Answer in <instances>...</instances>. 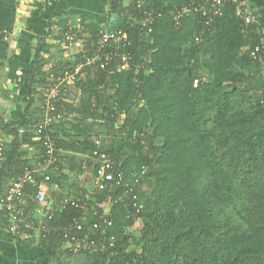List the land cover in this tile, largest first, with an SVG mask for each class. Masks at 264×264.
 <instances>
[{
  "label": "trees",
  "instance_id": "trees-1",
  "mask_svg": "<svg viewBox=\"0 0 264 264\" xmlns=\"http://www.w3.org/2000/svg\"><path fill=\"white\" fill-rule=\"evenodd\" d=\"M188 1L108 0V22L83 15L90 34L107 25L119 27L133 43L131 68L117 71L111 63L109 74L74 84L72 95L81 90L76 117L50 128L61 155L49 183L61 188L68 180H92L88 156L97 139L117 136L121 141L105 150L122 164V183L110 193L97 189L88 195L75 185L82 194L61 195L84 203L87 210L69 207L49 224L63 229L84 216L80 236L114 239L103 251L85 252V264H264V79L248 56L257 38L241 33L242 21L231 3L224 4L210 26L196 14L176 18L172 10ZM239 2L264 11V0ZM55 5L46 9V18L55 21L47 35L75 18L54 14ZM157 12L161 16L147 35L136 24ZM258 19L263 22V15ZM16 21L17 1L0 0V73L11 52L4 36ZM57 39L47 43L38 38L20 72L27 99L22 116L15 122L0 118L5 138H0V194L4 179L35 167L34 159L21 152L22 140H37L33 88L46 84L45 66ZM87 54L85 46L75 57ZM125 184L135 199L124 195ZM106 201L110 207L105 212ZM94 210L110 226L92 229L94 222L102 223ZM138 221L141 226L132 236L128 230ZM16 241L35 244L32 239ZM131 242L137 247L130 248ZM65 243L51 235L35 245L55 264H70Z\"/></svg>",
  "mask_w": 264,
  "mask_h": 264
},
{
  "label": "built area",
  "instance_id": "built-area-1",
  "mask_svg": "<svg viewBox=\"0 0 264 264\" xmlns=\"http://www.w3.org/2000/svg\"><path fill=\"white\" fill-rule=\"evenodd\" d=\"M225 3L234 5L235 14L242 21L241 33L245 36L250 34L256 36L257 41L249 49L248 56L250 62L261 67V76L264 79V20L260 22L258 19V14L263 15L264 18L262 9L251 10L239 0H189L182 9H173L172 14L176 18L196 14L201 19L204 18L205 25L210 26L214 18L221 15ZM160 16L158 12L147 14L140 17L137 22L140 23L136 25H140L141 30L146 28V34L149 35L152 24ZM86 24L82 15H75V18L68 19L64 26L55 28L58 39L54 41V44L60 50V58L57 61L51 60L45 66L46 84L40 90L39 106L35 111L37 117L33 125L42 155L35 163L34 169H25L19 174H11L4 179V191L0 194V232L13 240L32 239L35 244L47 240L51 235L60 236L65 240L67 253L71 256L70 264L73 258L84 255L87 251L97 252L105 250L107 246L111 247L114 239L103 235L98 238L80 236L85 229L84 216L73 218L71 223L63 229L49 225L57 214H61L69 207L87 210L84 203L80 204L71 197L65 195L49 197L50 173L57 170L61 155V150L56 148L50 137V128L69 122L76 117L79 104L76 100L71 101L73 91L71 89L74 84L100 72L108 73L111 63L115 65L117 71L129 70L133 58L129 51L133 43L119 27L110 28L107 25L97 34L92 35L88 32ZM252 27L254 29L250 30ZM14 33H16L15 30L5 33L4 40L13 42ZM195 40L199 42L201 37ZM85 46H88L89 54L84 59L76 58V50L81 51ZM138 69L139 66H136L135 72ZM77 91L81 93V90ZM260 104L264 108V100L260 101ZM2 146L0 143V158L4 160ZM88 163L92 184L100 191L110 193L124 180L123 171L120 170L122 164L102 149L98 142H96V150L88 156ZM132 192L129 184H125L124 195L133 196L135 199ZM141 208L142 204L137 207L138 210ZM104 211L107 210L104 209ZM93 215L98 216L102 223L94 222L91 224L92 229L98 230L104 224L110 226V221L106 220L103 214L94 210Z\"/></svg>",
  "mask_w": 264,
  "mask_h": 264
},
{
  "label": "rangeland",
  "instance_id": "rangeland-1",
  "mask_svg": "<svg viewBox=\"0 0 264 264\" xmlns=\"http://www.w3.org/2000/svg\"><path fill=\"white\" fill-rule=\"evenodd\" d=\"M17 1V11H25V15H22V18H18V21L21 20V24L16 25L19 32L14 33L13 42H10V49L11 52L9 53L7 59L5 60V68L0 73V118H2V121L9 120L8 112L12 111L11 107H15L16 105H21L22 99H26L24 97V89L26 88V85H24V82L21 81V83H18V80L20 79L18 75L20 76V72L23 68V66L26 64V61L30 59L29 56H31V51H33L35 43L37 42L38 38L45 37L47 43L52 42L55 35V27H53V32L51 34H46L45 32L50 29V26L55 25V21L50 22L46 18V9L49 8L51 4V0H16ZM55 0H53L54 2ZM62 1L61 6V12H66L67 10L71 9V7L74 6L72 4L73 0H57ZM71 1V3H69ZM94 1V0H92ZM98 2V10L97 12H104V14H101V17H104L106 14V17L103 19L104 21L110 20V17H108L109 14V2L108 0H97ZM48 3H50L48 5ZM94 8V7H93ZM92 8V9H93ZM36 10L37 14H33L32 12ZM22 13V12H21ZM75 15H84L81 14H75ZM87 16V15H86ZM99 18V17H97ZM17 21V22H18ZM49 22L52 24L50 25ZM108 22V21H106ZM24 40V41H23ZM35 40V41H34ZM34 42V43H32ZM14 47V48H13ZM60 50L57 47H53L52 54L50 56V60L52 58L57 57L54 54H60ZM47 56L46 58H48ZM21 60V61H20ZM23 84V85H22ZM13 85V87H12ZM14 88V90H13ZM33 94L35 97H39L37 93ZM81 96V93H79L77 90H75V94L72 95L71 101L78 100ZM69 98V99H70ZM27 100V99H26ZM23 105V104H22ZM21 105V106H22ZM3 115V116H2ZM1 123V122H0ZM1 125V124H0ZM118 126V124H117ZM1 131V129H0ZM0 138L2 140H5V138L0 135ZM101 147L102 149L109 148L111 146H114V142L119 144L120 138L119 137H112L110 139H101ZM97 190L96 187H92L91 192ZM110 206H108L107 201L105 202V210L109 209ZM141 226V222L138 221L136 223V226L132 229L128 230L130 235L135 236L138 233V229ZM136 243L131 242L130 248H135ZM43 254V253H42ZM45 254V253H44ZM47 256V255H46Z\"/></svg>",
  "mask_w": 264,
  "mask_h": 264
},
{
  "label": "crops",
  "instance_id": "crops-1",
  "mask_svg": "<svg viewBox=\"0 0 264 264\" xmlns=\"http://www.w3.org/2000/svg\"><path fill=\"white\" fill-rule=\"evenodd\" d=\"M69 3H71V1H69ZM49 4L50 3H48V5ZM53 4H56L54 14H59V15H71V14L75 15V14L83 13L84 15L93 16L96 18L99 17L97 19L103 20L107 14L106 13L104 17H101V14H104V12H101V13L97 12V10H98L97 0H94V1H92V0H73L72 4H74V6L71 7V9L67 10L66 12L60 11L61 10L60 8L62 6V1H54L53 2V0H51V4L49 6V9L53 8ZM35 11L36 10H34L32 13L37 14V12H35ZM25 13H26L25 11L18 10L17 11V21H18V18H22V15L24 16ZM23 19L24 18H22L21 20L23 21ZM21 20H19L18 22L16 21L15 28H14V30L16 32H19L18 31L19 27H17L16 25L20 26V24L22 22ZM32 43H34V42H32ZM54 55L57 57V60H59L60 54H54ZM52 60H56V58H54V59L52 58ZM26 62H28V61H26ZM18 77L20 78L19 75H18ZM21 81H23V80L20 78L18 80V83L20 84ZM23 82H24V85H26V82L25 81H23ZM12 87H13V85H12ZM13 90H14V88H13ZM40 90H41V87L37 86V85L34 86V88H33L34 93H37L39 95V97L37 98L34 96V94H32L34 97V104L32 106V110H34V111H36L38 106H39ZM22 102L25 103L26 99L25 98L22 99ZM21 105H16L15 107H13V106L11 107V109H13V108L14 109L12 111L8 112V116L10 118L9 120H12L13 122H15L16 120H18L22 116L23 105L22 106ZM18 129L20 132L22 131L21 127H19ZM96 142L101 144L102 143L101 138L97 139ZM21 152L27 158H30V159L32 158V159H34L35 162H37L39 159L38 153H40L39 145L37 144V140L35 138L23 139ZM84 179H85L84 177H81L78 180H74V181L68 180L67 182H63L61 185L62 188L56 184H52L50 187L49 197H52V198L60 197L63 192H67L70 195L76 194V193L82 194L83 192L81 190H77V188H79V187L84 189V191H85L84 193L85 194L87 193V195H88L89 193H91V189L95 185L92 184V181L86 182ZM75 185H78L79 187L76 188ZM87 195H85V196H87ZM44 253H45L44 250L35 244L18 242L16 240L11 239L9 236H7L5 234H0V264H55V261L53 259L49 258L48 256H46V254H44Z\"/></svg>",
  "mask_w": 264,
  "mask_h": 264
},
{
  "label": "water",
  "instance_id": "water-1",
  "mask_svg": "<svg viewBox=\"0 0 264 264\" xmlns=\"http://www.w3.org/2000/svg\"><path fill=\"white\" fill-rule=\"evenodd\" d=\"M85 263H86V256L85 255H78L75 258H73V260L71 262V264H85Z\"/></svg>",
  "mask_w": 264,
  "mask_h": 264
},
{
  "label": "clouds",
  "instance_id": "clouds-1",
  "mask_svg": "<svg viewBox=\"0 0 264 264\" xmlns=\"http://www.w3.org/2000/svg\"><path fill=\"white\" fill-rule=\"evenodd\" d=\"M118 17V16H117Z\"/></svg>",
  "mask_w": 264,
  "mask_h": 264
}]
</instances>
